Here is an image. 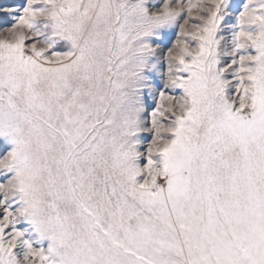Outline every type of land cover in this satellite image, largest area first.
Masks as SVG:
<instances>
[{
  "label": "snow or ice",
  "instance_id": "obj_1",
  "mask_svg": "<svg viewBox=\"0 0 264 264\" xmlns=\"http://www.w3.org/2000/svg\"><path fill=\"white\" fill-rule=\"evenodd\" d=\"M0 264H264V0H0Z\"/></svg>",
  "mask_w": 264,
  "mask_h": 264
}]
</instances>
